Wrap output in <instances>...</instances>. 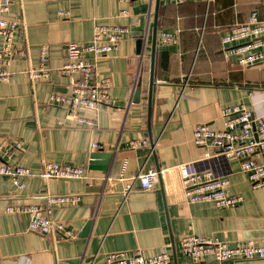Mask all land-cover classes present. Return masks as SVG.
Returning <instances> with one entry per match:
<instances>
[{
    "label": "crops",
    "instance_id": "0c3cea01",
    "mask_svg": "<svg viewBox=\"0 0 264 264\" xmlns=\"http://www.w3.org/2000/svg\"><path fill=\"white\" fill-rule=\"evenodd\" d=\"M155 2L12 0L6 17L23 20L14 40L27 53L9 64L11 77L0 82V164L27 167L34 175L24 179L23 190L0 175V264H103L105 253L136 249L145 256L167 252L169 264H196L180 252V237L188 233L230 245L252 239L264 246V185L251 187L241 159L217 155L213 147L198 146L193 140L199 123L221 128V110L227 106L243 105L264 118V60L243 67L221 43L229 28L246 22L252 11L264 19V0H160L156 18ZM59 10H68L69 16L61 18ZM122 10L127 14L121 15ZM114 24L128 26L129 33L116 50L96 57L91 79H110L113 102L109 107L79 110L93 125L72 120L65 106L48 103L51 92L70 93L71 77L54 73L32 83L25 71L38 67L41 45L48 47L46 65L59 67L66 61L68 42L86 43L94 25ZM160 31H176L177 41L161 44ZM186 77L185 85L181 80ZM133 139H148L149 144L131 148ZM16 141L21 142L20 149L12 147ZM5 149H10L11 158ZM94 152L112 154L108 164H101L106 172L88 169ZM253 158L264 161L261 153ZM42 159L84 167L87 178L44 179L38 175ZM188 161L198 170L227 178L229 191L242 194L243 202L218 208L210 202L185 201L176 166ZM157 166L165 169L162 190L157 182L143 191L134 181L135 189L125 194L133 177ZM97 186L101 189H89ZM56 194L73 196L53 205L50 214L76 233L72 240L29 230L27 211H6L8 206L44 204L46 196ZM206 262L216 264L210 258ZM220 264H264V260L235 258Z\"/></svg>",
    "mask_w": 264,
    "mask_h": 264
},
{
    "label": "built area",
    "instance_id": "2783aa9c",
    "mask_svg": "<svg viewBox=\"0 0 264 264\" xmlns=\"http://www.w3.org/2000/svg\"><path fill=\"white\" fill-rule=\"evenodd\" d=\"M170 3H184L189 0H165ZM12 0H0V82L8 81L11 77L9 64L18 58L26 56V48L18 45L14 40L15 34L23 26L22 19L6 17ZM121 15L127 10L120 11ZM61 18L69 16L68 10H59ZM129 33L124 24L94 25L92 39L86 43L68 42L65 48L66 61L59 67H49L48 47L41 45L39 49V65L29 67L25 73L34 83L39 79L48 80L52 74L71 77L70 93L51 92L48 96L49 104H59L66 107L67 116L72 120L85 121L93 125L92 120H85L79 115L81 108L98 109L111 106L112 98L109 94L111 81L108 77L91 81L95 74L96 57L105 56L119 47L121 41ZM158 41L163 45H172L177 41L176 31H160ZM221 43L225 53L237 56V63L243 67H252L264 60V19H260L256 11H252L244 23H235L222 36ZM75 78V79H74ZM188 77L181 80L186 85ZM222 127L213 128L207 123L194 126L193 140L201 147L211 146L217 155L241 159V170L245 172L252 188L264 185V161L258 162L253 158L256 153L264 157V118L255 115L243 105H231L222 108ZM148 139H133L129 142L131 148L148 145ZM93 148L98 145L93 143ZM1 147V145H0ZM14 149L21 148V142L13 143ZM154 147V146H153ZM152 147V148H153ZM9 158L10 149H5ZM209 153L205 152L204 156ZM122 163L121 171L125 168ZM180 177L182 195L189 203L210 202L218 208H231L243 202L242 194L229 191V181L225 177H218L210 170H198L194 162L188 161L176 166ZM165 169L149 168L139 172L132 182L126 186L125 194L132 192L134 181L143 191L153 189L159 176ZM0 175H5L19 190L26 187L24 179L34 175L27 167L19 165L0 164ZM44 179H86L87 170L84 167L51 162L42 159L38 174ZM72 195H48L44 204H29L8 206L6 211L17 213L27 211L30 214L28 229L44 234L54 233L66 239L76 238V233L67 228L65 223L53 219L51 208L55 204L66 203ZM180 252L196 264H210V258L220 264L235 258H260L264 260V246L252 239L236 242L233 245L225 241L203 235L188 233L180 237ZM103 264H169L170 255L167 252L145 256L141 249L132 251H116L103 255Z\"/></svg>",
    "mask_w": 264,
    "mask_h": 264
},
{
    "label": "water",
    "instance_id": "95a60500",
    "mask_svg": "<svg viewBox=\"0 0 264 264\" xmlns=\"http://www.w3.org/2000/svg\"><path fill=\"white\" fill-rule=\"evenodd\" d=\"M159 1L156 0L155 2V18L157 17V12H158V6H159ZM156 19H154V26H153V36H152V44H151V63H150V73H149V85H148V122L150 121V108H151V97H152V89L154 86V54H155V46H156ZM150 143L151 147L154 146V143L152 141V138H150ZM112 157L111 153H106V152H94L90 155V161L88 163V169L90 170H102L106 172V167H101V164H108L110 158ZM103 159V160H100ZM159 169V167H156ZM158 185L160 187V190H162V180H161V175L158 178ZM89 189L92 190H99L101 189L100 186L97 187H89ZM87 226L84 227V234L86 232Z\"/></svg>",
    "mask_w": 264,
    "mask_h": 264
}]
</instances>
